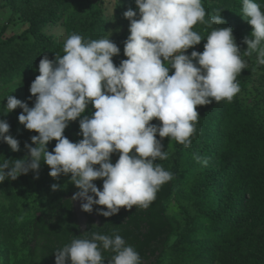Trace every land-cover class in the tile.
<instances>
[{
    "label": "clouds",
    "instance_id": "1",
    "mask_svg": "<svg viewBox=\"0 0 264 264\" xmlns=\"http://www.w3.org/2000/svg\"><path fill=\"white\" fill-rule=\"evenodd\" d=\"M134 2L136 10L123 13L129 35L123 42L127 58L119 66L112 59L120 48L109 39L111 32L88 41L72 34L64 42L63 55L40 59L39 75L29 88L35 97L32 107L12 95L5 97V115L20 108L18 122L37 135L24 145L27 158L0 161V183L29 171L38 178L43 161L50 177L69 176L79 190L72 199L83 201V212L99 205L106 210L97 209V214L111 217L122 207L147 208L161 186L173 179L171 171L154 163L168 158L156 136L190 147L199 119L197 106L230 102L239 93L237 76L248 67L244 57L256 53L257 63L264 66V8L256 0H242V18L252 26L243 53L230 26L213 29L206 39L194 30L197 23H226L221 11L206 20L202 0ZM202 40V52L185 54ZM89 105L94 112L83 115ZM78 118L82 139L72 142L63 133ZM154 119L160 123H150ZM9 130L0 119V141L19 151V141ZM53 140L49 152L46 146ZM114 153L119 155L113 164ZM196 159L207 166L206 159ZM98 179L102 188L94 183ZM61 186L50 187L56 191ZM104 252L112 253L109 264H143L120 234L100 231L84 232L56 250L55 264H103Z\"/></svg>",
    "mask_w": 264,
    "mask_h": 264
},
{
    "label": "trees",
    "instance_id": "2",
    "mask_svg": "<svg viewBox=\"0 0 264 264\" xmlns=\"http://www.w3.org/2000/svg\"><path fill=\"white\" fill-rule=\"evenodd\" d=\"M71 2L1 0V8L9 5L18 17L29 22L28 28L21 35L13 37L18 40L19 46L10 49V56L4 59L6 63L0 67L1 78L4 72H24L31 62L41 59L42 44L47 42L48 37L43 31L45 26L60 18ZM256 2L264 8V0ZM132 4H135L133 0H119L118 17L132 8ZM209 6V12H206L208 16H211V12L221 11L220 14H223L226 11V23L213 24L211 27L202 25L210 31L219 27H235L233 36L236 43L243 42L245 37L250 38L252 26L247 23L246 17L242 18V1L229 0L223 10L218 5ZM209 18L205 17L206 20ZM101 19L100 10L71 17V33L81 35L85 41L92 40L101 34ZM29 39L34 42L28 44ZM204 106H199V119L193 134L199 137H195V140L191 137L190 147L185 148L177 143L171 149L168 143L170 138H163L162 150L168 153V158L154 163H160L171 171L173 179L161 186L156 199L147 208L122 207L117 214L104 217L97 214V209L106 210L104 206L93 205L91 213L84 212L86 220L82 228L72 199L73 194L79 190L68 186L57 199L54 211H48L44 205L61 189L52 191L50 186L58 184L63 187V184L48 178L45 170L39 168L32 190L36 215L25 232L27 264H52L56 250L90 231L107 234L117 232L136 249L143 264H159L168 254L176 262L184 256L194 258L188 253V248L197 246L195 237L204 231L203 224L207 216L210 217L211 227H219V231L217 244L211 240L199 255L203 264H264V126L256 121L248 108L237 104L224 113L220 111L215 125V110ZM150 123L158 124L155 119ZM156 138L159 140L158 135ZM187 155L193 158V161L185 159L191 167L198 164L201 169L208 168L201 174L196 185L198 200L186 201L181 205L179 213H170L165 204L173 196L174 187L180 183L183 175H190V169H183L179 163L180 157L185 158ZM196 157L201 161L206 159L209 166L198 162ZM213 165L217 167H210ZM33 175L37 174L33 172ZM207 195L209 204H204ZM228 227L239 231L233 238L224 240L223 230ZM111 255L110 252H104L103 264H109Z\"/></svg>",
    "mask_w": 264,
    "mask_h": 264
},
{
    "label": "rangeland",
    "instance_id": "3",
    "mask_svg": "<svg viewBox=\"0 0 264 264\" xmlns=\"http://www.w3.org/2000/svg\"><path fill=\"white\" fill-rule=\"evenodd\" d=\"M118 1L119 0H72V2L67 5V8L64 10L60 18L48 23L45 26L43 31L46 35H48V37L47 42L42 44L43 52L40 57L42 58L47 56L49 59H53L55 55H63L64 42L68 36L72 35L69 19L81 14L90 13L93 10H100L102 13L101 25H103V29L101 34L94 37L92 40L104 38L108 36V32H111L109 39L120 48L119 55L114 56L112 59L113 62H115V65L119 66L120 61L127 58L123 54V42L129 35V21L123 16L118 17ZM202 3L206 12H209V5H218V7L223 10L224 6L229 4V0H202ZM131 7V9L136 10L135 4H132ZM113 9L114 11L112 14ZM216 13L217 12H211V16ZM220 15L223 19H225L227 13L225 11ZM206 16L211 17L208 16V14H206ZM28 26L29 22L18 17L9 5H6L3 8L0 7V67L5 65L6 62L4 63V59L10 56V49L19 46L18 40L13 37L21 35L22 32L28 28ZM235 29L236 28L234 27L233 35H235ZM194 30L205 39L211 32L207 26L202 25L201 23H197L194 26ZM33 42V39L28 40V44ZM204 43H206V41L202 40L200 44L195 45L193 48H189L185 54H190L193 50L202 52ZM236 44L238 45L241 53H243V51L247 48V45L243 42ZM244 58L247 60L248 67L246 69H242L240 75L237 76V80L240 85L239 93L236 94L230 102L222 100L219 103H210L206 105V108L211 107L216 112V117L214 118L215 125L218 123L220 111L224 113L232 105L237 104L238 106L248 108L256 121L264 126V66L257 63L256 53ZM39 61L40 59L31 62L29 66L26 67L24 72L13 71L11 74L4 72L2 78L0 74V119L5 120L10 125L8 134L12 135L19 141L20 147L19 151L13 152L6 143L0 141V161L4 158H27L26 156L28 153L24 145L26 143L31 144L30 138L37 135L36 132L25 129L24 126L18 122V115L22 111L20 108H17L5 115V105L7 102L5 97L12 95L21 101L27 102L29 107L34 105L35 97L31 96L29 88L31 82L39 75ZM26 65L27 64L23 65V67ZM171 74L172 70L169 72V75ZM25 81H28L29 84ZM196 109L198 111L199 106H197ZM91 112H94V109L91 105H89L83 115H90ZM79 119L80 118H78L77 121L69 122L68 127L63 133V135L72 142H77L82 139V136L79 135ZM156 122L158 124L160 123L157 120ZM209 136L210 135L208 134L207 137ZM195 137L198 138L199 136L193 135L192 139L195 140ZM158 138L162 145L163 138H160L159 136ZM168 143L170 144L171 149L172 146L177 145V142L171 138ZM55 144V140L50 141L46 146L47 150L51 152ZM118 155L119 153H114L111 156V162L113 164L118 159ZM185 159L193 161V158H191L190 155H187L185 158L181 156V162H179L183 169H190V175H183L180 183L174 187L173 196H171L165 204L170 213H179L181 205L186 201L198 200L199 193L196 192V185L198 184L201 174L208 168L206 167L205 169H201L198 164H194V166L191 167ZM207 166H209V163H207ZM210 167L217 166L213 165ZM39 168L45 170L48 178H50L48 175L50 168L43 161H41ZM52 179L55 182H61L63 187L55 194L53 199H50V201L44 205V207L51 212L54 211L57 199L63 195L62 193L65 192L67 187H75L69 181V176L61 175ZM94 182L102 187V180L98 179ZM34 187L35 179L32 171H29L26 175L19 176L16 180H5L3 183H0V264H27L28 245L25 242V232L27 231L29 223L36 215V212L34 211V199L32 198V190ZM208 197L209 196L207 195V197L203 200L204 204H209ZM82 203L83 201L79 199L74 200L76 216L83 228L86 217L84 212L81 210ZM198 222L201 223L200 220H198ZM209 222L210 217L207 216L204 222L205 224H203L204 231L202 234L198 233L195 237V241L198 243L197 246L194 248H188V253L193 255L194 258L184 256L181 260L176 262V260L168 254V256L164 257L159 264H203L199 255L202 250L209 246L208 243L211 240H215V243L217 244V232L219 231V227L212 228ZM238 231L239 229L236 228H224L223 239L226 240L228 238H233Z\"/></svg>",
    "mask_w": 264,
    "mask_h": 264
},
{
    "label": "water",
    "instance_id": "4",
    "mask_svg": "<svg viewBox=\"0 0 264 264\" xmlns=\"http://www.w3.org/2000/svg\"><path fill=\"white\" fill-rule=\"evenodd\" d=\"M52 264H55V261Z\"/></svg>",
    "mask_w": 264,
    "mask_h": 264
}]
</instances>
